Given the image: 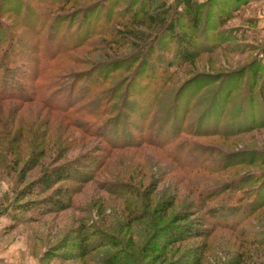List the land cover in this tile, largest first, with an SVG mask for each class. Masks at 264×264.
<instances>
[{
    "label": "rangeland",
    "instance_id": "1",
    "mask_svg": "<svg viewBox=\"0 0 264 264\" xmlns=\"http://www.w3.org/2000/svg\"><path fill=\"white\" fill-rule=\"evenodd\" d=\"M194 1L205 23L195 42L199 56L179 62L171 47L168 53L157 45L167 33L163 24H151L145 16L182 11L181 0H0V62L10 58L39 100L57 107L74 104L64 118L40 102H0L5 122L10 115L15 119L10 129L0 127V264H99L101 253L59 258L66 248L76 249L80 227L92 224L118 238L123 249L113 257L124 264L175 259L179 264L189 247L202 244L201 264H240L242 255L252 254L226 231L170 245L165 261L146 249L195 201L198 175L217 181L216 188L226 194L228 184L264 171V104L250 99L251 92L257 96L264 90V0ZM179 91L185 106L177 108L180 129L174 136L171 125L161 126L173 120V113L166 115ZM208 112L221 121L217 132L202 134L197 124ZM35 119L38 127H29ZM121 127L136 137H163L166 149L115 152L113 130ZM253 157L256 164L249 162ZM242 159L248 162L240 164ZM99 161L104 167L73 196L74 209L40 215L56 207L49 200L57 192L20 194L51 166L68 164L89 172L87 166ZM185 165L190 176L183 178ZM209 182L201 184V192ZM233 195L235 202L239 197L244 202L243 189ZM219 200H209L207 207ZM255 219L253 227L261 232L264 208ZM261 248L264 255V244Z\"/></svg>",
    "mask_w": 264,
    "mask_h": 264
},
{
    "label": "trees",
    "instance_id": "2",
    "mask_svg": "<svg viewBox=\"0 0 264 264\" xmlns=\"http://www.w3.org/2000/svg\"><path fill=\"white\" fill-rule=\"evenodd\" d=\"M180 6L183 8L182 11H173L168 17H166L168 11L163 15L148 13V15L145 17L151 24H163V32H167L166 35H164L166 36L165 38L164 36L163 38H161V36L158 37L157 45L165 47V50L167 51L169 50L168 47H171L173 54H175V57L178 59L177 61L189 62L199 56L200 48L195 42L196 39H198L199 29L201 32L204 29L205 23H203L204 21L202 19L203 12L199 9H196L194 0H181ZM139 21L140 18L136 19L135 22L138 23ZM184 22L189 24L191 27V32L184 28ZM23 59H25V57ZM21 75H23L22 71L19 72V70L14 67V63L10 61V58L6 60L3 59L0 62V102H21L24 104L40 102L46 106L47 109L49 108L52 110H58L60 114H63L64 118H66V115L69 116L72 113L71 108H73L74 104L68 107L63 106V109V107H57V105L53 102L49 101L47 103V101L39 100L35 93L32 94L31 89H34L33 86H28L26 79L22 78ZM257 75H259L258 72L252 76L255 79L257 78ZM262 79L263 78H261V81ZM262 86L263 85L261 84V87ZM127 96L128 91H125V100L127 99ZM182 96V91H179L176 94V97L180 98V103L177 102L176 98L175 104H172L173 111H168L166 115L168 118L171 113H173V120L168 119L164 121L161 126L162 128L163 126L171 125L174 136H176L180 129V119L178 117L180 115L177 111V108L179 107V109L182 110L185 106L184 97L182 98ZM250 99L252 102L259 99L263 105V88L258 91L257 96L254 92H251ZM153 104H155L154 99L149 102L146 112L152 108ZM1 112L2 111L0 109V127H3L5 130L8 128L10 129L9 125L11 126L15 119L13 120L12 116L10 115L8 116V119L11 117V120L5 122ZM10 112L12 114L15 111L11 110ZM213 114V112L204 114L202 122L197 124L199 132H206V134H213L217 132V124L221 120L219 115L214 116ZM31 123L29 127H38L39 125L37 119H35V121H31ZM22 126L23 125L18 126L17 129H21ZM60 128L63 130L62 127ZM102 131L106 132L107 130ZM113 131H115L116 134L111 140L112 144H110V147L114 148L115 152L118 150L120 151L130 149L142 150L145 146L166 149L163 137H159L157 139L136 137L127 127H121L120 129ZM58 137L57 139H59ZM168 154V157L172 158L171 153L168 152ZM252 159L254 160L249 161L250 164H256V162H258L257 158L253 157ZM242 160L243 161L240 164L248 162L246 159ZM100 162L101 161H99L97 165L92 163L90 166H87V168L90 170L89 172L77 166H70L68 164L51 166L35 182L23 187L20 191V194H38L39 192L45 193L48 191H52L53 193L57 192L58 196H53L49 200V205L56 207L53 209H51V207H47L46 211L42 212L40 215H48L55 212L74 209L76 202L74 201L73 196L81 193L84 184L93 182L95 174L105 165L104 162L99 165ZM260 163L264 165V159ZM260 163L259 166H263ZM188 167L189 166L185 165L184 167L180 168L181 172L184 174L183 178L190 176V168ZM23 173L24 171L21 172V180L24 178ZM216 174H218V172H216ZM183 178L181 176V180ZM197 179L198 180L193 183L195 184L194 188H199V193L197 194L198 196H196L195 201H190L188 206L178 214L175 221L170 226L162 228V230H160L157 235H154L146 249L159 254L160 257L165 261L169 259L168 254L165 252L170 245H174L176 243L182 244L195 240H206L211 238L217 231H226L235 234L240 239L242 244L247 247V252L249 251L252 253L247 254L246 256L242 255L243 259L240 261V264H264V261H261V257L264 256L261 248V245L264 244V238L258 237V234L260 233L264 235V229L262 228L260 232L255 229L252 224V221L256 220L255 218L258 216L260 210L264 208V171L261 174L239 178L238 180L228 184L229 186L226 188V191L230 193L226 194L219 192L220 190L216 188L215 183L217 181L211 180L210 177L204 178L203 176L198 175ZM206 181H210L209 186L206 190L201 192L200 186ZM72 184H76V186L74 187ZM209 188L211 189L210 192ZM128 189L131 190L130 186L125 192H128ZM238 189H243L244 202L240 201L241 197L237 199L239 201H234L235 195H233V193ZM214 198L220 200L210 207H207V204L209 203L208 201ZM171 206L172 203H169L167 208ZM145 216L146 214L140 215L136 217V219L142 220L146 218ZM20 221H22L21 217L16 220V223H19ZM167 235V241L160 243L159 239ZM78 238L80 239L78 244L75 245L76 249L74 251H67L65 244H62V247L66 248V251L63 254H60L59 256L61 257L59 258H62L63 260L83 257L87 258L90 255H98V253H101L102 264H124L120 261V259H118L117 256L113 257L115 255V250L123 249L121 245L122 243H120L115 235L109 234L92 224L88 227L86 225H82L78 231L76 239ZM204 248V244L198 247H189L185 251L186 254L179 257L181 260L179 264H184L185 261H183V258H190V261L186 262L185 264H201ZM106 251L108 253H113L108 255L106 254ZM133 260L134 259H130V262H133ZM166 264H177L176 259L169 261Z\"/></svg>",
    "mask_w": 264,
    "mask_h": 264
}]
</instances>
